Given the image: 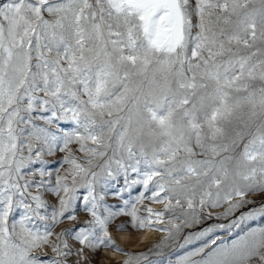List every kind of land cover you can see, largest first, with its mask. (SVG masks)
I'll use <instances>...</instances> for the list:
<instances>
[{
	"label": "snow or ice",
	"instance_id": "1",
	"mask_svg": "<svg viewBox=\"0 0 264 264\" xmlns=\"http://www.w3.org/2000/svg\"><path fill=\"white\" fill-rule=\"evenodd\" d=\"M260 219L264 0H0V264H264Z\"/></svg>",
	"mask_w": 264,
	"mask_h": 264
},
{
	"label": "bare ground",
	"instance_id": "2",
	"mask_svg": "<svg viewBox=\"0 0 264 264\" xmlns=\"http://www.w3.org/2000/svg\"><path fill=\"white\" fill-rule=\"evenodd\" d=\"M154 207H159V205H154ZM109 230L121 248L125 250L130 249L131 251L142 245H153L154 243H157L162 235L161 233H157L152 230H138L136 232L128 230ZM102 253H104L103 257L106 258L104 260L105 263L111 261L114 264H121V262L126 259L122 253L116 252L112 248H104Z\"/></svg>",
	"mask_w": 264,
	"mask_h": 264
},
{
	"label": "rangeland",
	"instance_id": "3",
	"mask_svg": "<svg viewBox=\"0 0 264 264\" xmlns=\"http://www.w3.org/2000/svg\"><path fill=\"white\" fill-rule=\"evenodd\" d=\"M54 166V165H53ZM133 195H135V192H133ZM107 199V201H108V203H116V201L115 200H113L110 196L109 197H107L106 198ZM257 199V202H259V197H257L256 198ZM152 207H154V205H151ZM248 207H252L251 205L250 206H246L245 207V209H243V210H247V208ZM78 214L80 215V217L83 219V218H85L86 217V214L85 213H83V212H79V210H78ZM238 214V213H237ZM128 218H118L113 224H111L110 225V228L109 229H111V230H114V231H117V224H119V223H121L122 222V220L123 221H126ZM215 222H217V221H209V222H207L208 224H210V223H215ZM220 222H222V221H220ZM251 223V226H255L257 223L258 224H262V225H264V219H260V220H258V221H254V222H250ZM68 226H70L69 225V222H67V221H65L62 225H60L59 227H68ZM206 226V225H205ZM57 230H59V228L57 229ZM123 230H128V231H132V232H136V231H138V230H133L132 228H130V227H128V228H125V229H123ZM222 234V233H221ZM147 246V247H146ZM152 247V245H142V246H139L137 249H135V250H126V251H128V252H130V253H139V252H147V250L149 249V248H151ZM103 250H104V248H101L98 252H96L94 255H91L90 254V257H91V259H92V261L94 262V264H114V263H112L111 261H109V262H106L105 263V257H103V255H104V253H102L103 252ZM185 250H187V249H181V250H178L177 252H176V255H180V254H182L183 253V251H185ZM167 251V250H166ZM150 259H156V257H154V256H150L149 257ZM172 259H175V256H173L172 257ZM116 264V263H115Z\"/></svg>",
	"mask_w": 264,
	"mask_h": 264
}]
</instances>
